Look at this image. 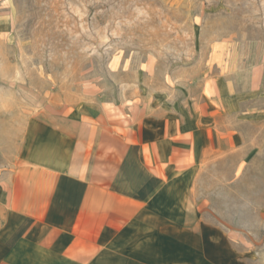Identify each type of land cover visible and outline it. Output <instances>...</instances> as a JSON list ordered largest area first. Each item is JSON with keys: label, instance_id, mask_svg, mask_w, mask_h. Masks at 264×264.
<instances>
[{"label": "rangeland", "instance_id": "374dc122", "mask_svg": "<svg viewBox=\"0 0 264 264\" xmlns=\"http://www.w3.org/2000/svg\"><path fill=\"white\" fill-rule=\"evenodd\" d=\"M226 82L242 101L216 120L218 148L201 161L191 208L228 230L247 264H264V0H0L10 113L202 107Z\"/></svg>", "mask_w": 264, "mask_h": 264}, {"label": "crops", "instance_id": "0c3cea01", "mask_svg": "<svg viewBox=\"0 0 264 264\" xmlns=\"http://www.w3.org/2000/svg\"><path fill=\"white\" fill-rule=\"evenodd\" d=\"M215 91L203 109L10 113L0 101V264H247L229 231L191 208L216 120L242 101L228 82Z\"/></svg>", "mask_w": 264, "mask_h": 264}]
</instances>
